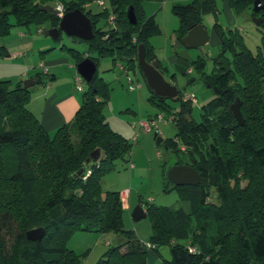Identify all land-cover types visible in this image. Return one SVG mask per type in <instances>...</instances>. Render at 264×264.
Masks as SVG:
<instances>
[{
	"label": "trees",
	"instance_id": "obj_1",
	"mask_svg": "<svg viewBox=\"0 0 264 264\" xmlns=\"http://www.w3.org/2000/svg\"><path fill=\"white\" fill-rule=\"evenodd\" d=\"M50 1L60 2L65 11L84 12L92 24L93 38L83 41L96 55L66 49L75 65L85 58L97 66L98 59L105 56L120 57L126 61L120 65L125 74L135 76L140 71L137 47L142 44L146 61H156L168 72L149 41L159 27L153 16L145 15L144 0H105L106 6L98 13L88 7L96 0H0V37L12 26L57 27L58 15L39 8ZM258 1L264 5V0ZM227 2L234 14L250 10V16L254 15V0ZM129 7L135 25L127 20ZM171 10L180 21L175 32L180 40L202 23L204 14L216 15L218 9L216 0H191L174 4ZM111 14L113 27H97L100 17ZM214 31L220 40L217 58L224 59L229 70L216 72L213 66L205 74V59L201 55L192 59L189 84L195 71L204 84L216 89L214 98L201 107L199 121L190 117V103L179 97V107L169 108L165 98L159 99L149 90L150 102L167 110L175 127L174 137L160 144L174 154L185 153L186 161L174 165H189L200 177L196 186L172 184L178 200L188 203V213L142 205L151 223L147 241L151 248L124 228L120 192L101 188L103 174L114 161L129 157L133 143L106 122L110 88L97 70L86 83L71 122L52 134L27 108L30 88H24L22 81L11 85L0 80V264H80V256L66 245L76 231L110 232L122 239L97 264H167L158 253L161 246L169 248V264H264V32L252 52L236 29L224 31L215 22ZM35 77L42 82L40 73ZM236 98L242 126L230 111ZM95 149L104 155L97 162H86ZM36 227L44 228L41 241L27 240L25 232ZM188 247L195 251L189 252Z\"/></svg>",
	"mask_w": 264,
	"mask_h": 264
},
{
	"label": "rangeland",
	"instance_id": "obj_2",
	"mask_svg": "<svg viewBox=\"0 0 264 264\" xmlns=\"http://www.w3.org/2000/svg\"><path fill=\"white\" fill-rule=\"evenodd\" d=\"M61 1L69 2L72 0ZM99 1L105 0H96L88 6L93 13H98L103 9V7L98 5ZM190 1L144 0L142 2V9L145 15L149 17L155 14V21L159 27L158 33L149 38L151 44L160 48L167 45L169 51L173 49L177 41L175 32L179 28L180 21L172 12V6L174 4H188ZM216 4L218 9L216 15L206 13L202 18L201 25L205 28L208 35L212 33V26L215 22L224 31L226 29H236L243 37L246 48L252 52H256L264 32V26L255 25L253 17H250V10L241 14L231 12L233 21L230 23L225 15L226 13L223 11V0H216ZM49 5L55 8L56 2L50 1ZM110 26L113 27L114 24L109 21V17L102 16L97 22V27L103 29L110 28ZM47 28L48 24L41 26L30 25L28 27L12 26L8 34L0 37V42L4 43L7 49L10 46L13 52L20 53V57L17 60L19 63L31 62L36 67L40 51L36 50V44L34 42L35 40L49 41L52 39L49 36H45L43 32L38 33L39 29L43 31ZM20 32L21 34L27 35V37L22 38ZM78 39L76 37H67L62 33L60 40L52 39L51 43L59 44L64 51L66 49H73L84 53V55H96L95 52L89 49L87 43ZM31 41H33L32 46L28 44ZM212 43L210 42L209 44L208 42L206 45L200 47V49H189L191 59H196L198 55H201L205 59V68L203 71L205 74H210L213 71V58L219 53L220 46L218 44L213 45ZM30 47L34 48L30 49ZM226 58L230 60L229 53L226 54ZM121 64L125 65L126 61L120 57L113 60L112 57L105 56L98 59L96 70L97 76L108 83L110 88V96L104 109L105 117L110 127L114 130L117 129L116 125H118L115 118L124 123L126 132L120 131L133 143V148L129 157L114 161L111 169L103 174L101 188L104 192H120L121 199L127 200L129 211L123 217L124 228L131 230L134 238L138 239L141 243H145L151 235L150 220L146 216L138 221H134L131 218V211L136 205L145 206V203L173 208L174 204L179 200L175 190L172 189V183L166 177H163V171L168 170L176 161L185 162L186 154L183 152L174 154L162 144H156L154 133L163 140L174 137L175 127L172 123V116L167 110L159 108L150 102V92L141 72L136 71L134 76L136 79L135 83L132 81L129 82L128 77L119 69ZM170 70V73H173L174 67H171ZM167 74L165 73L164 76L168 80ZM200 76L201 74L199 72H192L194 82L190 83L183 90L185 92H191L195 96L196 102L194 104L190 103V117L195 121L200 120L201 107L213 99L215 93L214 88L208 84H204ZM41 79V83H44L45 80L49 79V76L41 74ZM175 82L181 90L185 85L186 79L183 76L177 75ZM81 85L84 90L87 89L84 80L81 81ZM179 103L180 101L178 99H165V104L169 108L176 109L179 107ZM158 115L162 117V120L157 122L158 130L152 129L145 132L142 128H138V125H135V129H132L129 124L133 120H146L149 116L156 117ZM120 242H122V239L114 233L76 231L68 239L66 245L75 254L80 256V264H97L101 258H105L104 254L108 248H113L120 244Z\"/></svg>",
	"mask_w": 264,
	"mask_h": 264
},
{
	"label": "water",
	"instance_id": "obj_3",
	"mask_svg": "<svg viewBox=\"0 0 264 264\" xmlns=\"http://www.w3.org/2000/svg\"><path fill=\"white\" fill-rule=\"evenodd\" d=\"M39 8L41 11L58 15L57 9L51 7L50 5H40ZM261 10L262 15H264V5H260L258 0H254L253 11L257 13ZM126 16L130 24H136V18L131 7L127 9ZM253 22L256 26H259L262 23V17H253ZM60 32L64 33L67 37H76L84 41L90 40L94 36L90 19L86 16L84 12L78 9H74L72 11H65L62 17L59 18L57 27L46 29L45 31H43V34L45 36H49L53 40H56ZM208 39L209 38L205 28L201 24H198L190 28L180 40L176 41V44L173 47V52L174 54H176L177 57H179L181 60L185 61L188 65H190L192 63V59L189 55V49H200V47H202L208 42ZM180 45L184 46L185 50L178 52V48L180 47ZM136 61L145 80L146 86L149 90H151L159 99H178L179 88L177 84L170 83L169 80L165 78V72L162 69L158 68V64L156 61H146L145 48L142 44L138 45L137 47ZM219 62L221 63V67L219 69L227 73L229 67L225 64V61L220 60ZM75 68L76 72L86 83L92 80L96 72V66L90 58L83 59L75 65ZM176 75L183 76L186 79L185 85L180 90L183 91L189 85L187 79L190 78L191 73L190 71L185 69L184 66L176 64L174 65V72L169 74L168 78L172 79L173 77H176ZM128 77L132 82H135V77L133 76L132 72L128 73ZM37 82L38 79L36 78L27 79L22 82V86L24 88H29ZM192 82H194V79H191L190 83ZM213 90L214 92H216L215 88ZM230 111L236 122L240 126H242L244 124V120L240 112V102L237 98L230 105ZM154 140L158 145L163 141V139L159 137L156 133H154ZM103 155V152H100L98 149H95L89 154L88 158L86 159V162H97ZM81 172L82 171H79V173ZM166 178L173 184V186L176 187L196 186L199 184L200 181L198 173L192 167L186 164H175L171 166L166 172ZM145 217L146 212L139 204L136 205L135 208L131 211V218L134 221H138L139 219ZM43 236V227L32 228L25 232L26 239L33 242H40ZM158 253L164 262H166L167 264L171 262V255L167 246H161L158 249Z\"/></svg>",
	"mask_w": 264,
	"mask_h": 264
},
{
	"label": "crops",
	"instance_id": "obj_4",
	"mask_svg": "<svg viewBox=\"0 0 264 264\" xmlns=\"http://www.w3.org/2000/svg\"><path fill=\"white\" fill-rule=\"evenodd\" d=\"M223 2V11L226 13L225 15L231 23L233 21L231 12L233 11L229 7L227 0H223ZM151 16H153L155 19V14ZM43 31L39 29L38 33ZM211 32L212 33L210 35L207 33L209 44L210 42H213V45L218 44L220 46L219 37L214 31V24L212 26ZM22 34L20 32V36L22 38L27 37V35ZM51 40H35L36 43L34 42V44H36V50L40 51L36 67L34 64H31V62L19 63L17 60L20 57V53L13 52L12 47L10 46H8L9 49H7L5 44L0 42V46H3V48L0 49V80H8L11 85H14L18 81L23 82L27 79L36 78L35 75L37 73L49 76V79L45 80L44 83L37 82L29 87L31 94L27 104L28 110L39 120L43 129L49 134H52L60 126L71 122L75 112L79 108L82 94L75 88L74 77L77 72L73 58L68 52L64 51V49H61L59 44H52ZM28 44L32 46L33 41ZM151 45L154 48L156 59L169 71L167 72L168 75L171 74L170 68L174 67L176 64L184 66L187 70L190 69L189 65L185 61L181 60L176 56V54H174L173 49H171V51L168 50L167 45L163 46L162 48L154 46L153 44ZM31 48L34 47H30V49ZM183 50L184 47L180 45L178 52ZM119 69L125 74L124 69H121L120 67ZM135 74L136 71L134 75ZM126 76L128 77V74ZM12 77L14 78L11 79ZM36 85L39 87L37 88ZM115 119L118 122V125H116V130L110 127L107 119L106 122L114 132L126 138L122 134V132H126L124 123L117 118ZM136 121L137 120H133L131 123H129L132 129H135V125L133 123ZM122 207L125 210V213L129 211V206L126 199L122 202ZM142 208L144 209L143 206ZM170 209H181L185 213H188L189 205L187 202L178 201L174 204L173 208Z\"/></svg>",
	"mask_w": 264,
	"mask_h": 264
},
{
	"label": "built area",
	"instance_id": "obj_5",
	"mask_svg": "<svg viewBox=\"0 0 264 264\" xmlns=\"http://www.w3.org/2000/svg\"><path fill=\"white\" fill-rule=\"evenodd\" d=\"M98 5L100 6V7H105L106 6V3H105V1H99L98 2ZM56 9H57V11H58V17L60 18V17H62V15L64 14V12H65V10H64V8H63V5L60 3V2H57V4H56V7H55ZM109 21L111 22V23H113L114 22V16L111 14L110 16H109ZM120 67V66H119ZM121 69H122V67H120ZM188 71H190V69H188ZM74 80H75V88H76V90L77 91H79V92H82L83 91V88H82V85H81V81L83 80L81 77H80V75L78 74V73H76V75H75V77H74ZM128 80H129V82H131L130 81V78L128 77ZM136 87V86H135ZM138 87V86H137ZM132 88V87H131ZM179 97H180V100L182 101V102H184V103H191V104H194L196 101H195V96L191 93V92H185V91H181L180 93H179ZM159 120H162V117L160 116V115H158V116H156V117H152V118H150V119H146V120H142V119H139V120H137L135 123H133L134 125H138V128H142L145 132H147V131H149V130H152V129H154V130H158V128H157V122L159 121ZM137 133H138V131H137ZM137 133H136V135H137ZM90 173V171H87V173H86V175H88ZM123 195H125V193H123ZM125 198H126V196H125ZM122 200V202L124 201V199L122 198L121 199ZM145 246L147 247V248H151V247H153V245L152 244H150V243H145ZM188 251L189 252H193V251H195V248H193V247H188Z\"/></svg>",
	"mask_w": 264,
	"mask_h": 264
},
{
	"label": "flooded vegetation",
	"instance_id": "obj_6",
	"mask_svg": "<svg viewBox=\"0 0 264 264\" xmlns=\"http://www.w3.org/2000/svg\"><path fill=\"white\" fill-rule=\"evenodd\" d=\"M252 12H253V14L254 15H251L250 17H256V18H258V17H262V23L259 25V26H261V25H264V15H262V10L261 11H259V12H257V13H255L254 11H253V7H252ZM184 50H185V48H184ZM220 52V51H219ZM219 54V53H218ZM218 54L213 58V59H216L217 57H218ZM226 54L227 53H225V57H226ZM220 60H224V59H222V58H217V60H216V62L218 63H216V64H213V66H215V68H216V72H220V71H223V70H221V69H219L220 67H221V63L219 62ZM225 61V60H224ZM190 72H191V70H190ZM224 72V71H223ZM225 73V72H224ZM168 75V74H167ZM169 76V75H168ZM176 77H177V75H176ZM176 77H173L172 79H169L168 78V80H169V82L170 83H175L176 84V82H175V80H176ZM214 88V87H213ZM179 92H181L180 91V89H179ZM178 98H179V93H178Z\"/></svg>",
	"mask_w": 264,
	"mask_h": 264
}]
</instances>
